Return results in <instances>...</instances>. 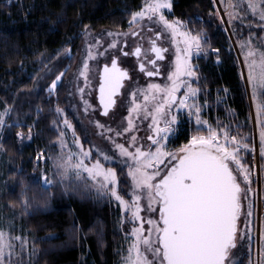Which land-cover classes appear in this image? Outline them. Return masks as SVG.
<instances>
[{
  "label": "trees",
  "instance_id": "trees-1",
  "mask_svg": "<svg viewBox=\"0 0 264 264\" xmlns=\"http://www.w3.org/2000/svg\"><path fill=\"white\" fill-rule=\"evenodd\" d=\"M143 4L144 0H0V111L8 113L0 133V227L19 238L15 249L21 264L122 261L130 238L120 205L95 193L86 180L54 179L43 185L40 163L34 158L39 150L47 153L55 147L59 131L53 123L62 118L68 119L86 144L65 85L67 77L87 32L121 30ZM171 4L166 17L182 21L187 31L200 35L207 49L192 58L197 77L192 85L199 90L195 102L206 123L197 125L195 116L180 114L167 146L183 148L193 136H207L209 128L218 129V120L226 117L228 127L239 129L248 145L242 163L251 167V112L255 131L258 123L264 128V115L249 101L236 36L245 40L253 31L259 36L264 31L231 21V31L226 32L214 0H171ZM57 76L61 80L52 89ZM233 123H238L236 128ZM26 131L31 133L29 140L18 138L17 133ZM259 162L262 164L261 156ZM109 166L116 172L118 193L127 198L128 178L123 167ZM260 169L264 195V167Z\"/></svg>",
  "mask_w": 264,
  "mask_h": 264
},
{
  "label": "snow or ice",
  "instance_id": "snow-or-ice-1",
  "mask_svg": "<svg viewBox=\"0 0 264 264\" xmlns=\"http://www.w3.org/2000/svg\"><path fill=\"white\" fill-rule=\"evenodd\" d=\"M239 6V5H237ZM171 0H144V7L141 11L132 15L130 25L145 17L153 24L162 26L164 32L170 34L173 43L179 44L178 37H183L184 48H176V60L174 71L166 78L171 82V86L161 87L158 83H151L146 89H138L132 93L134 100L143 95L145 107L143 116H140L141 105L136 104L129 112L127 127L123 132L116 135L130 134L137 125L134 123L133 115L136 118L150 119L149 125L152 135L147 137L151 142L147 146H137V137L130 135L128 143L134 146V151H129L123 144L116 143L115 148L119 155L130 161L127 175L131 178L132 199L126 201L118 193L116 185L118 183L116 172L113 168L105 169L99 161L91 166L85 164V160L90 157V152L82 149L77 153H69L83 157L77 159L72 165L76 173H86L96 183L93 185L98 193L113 197L119 205L126 211L131 212L130 222L139 223L138 227L130 230L132 242L128 248V255L124 258V264H229L230 253L236 247L235 239L238 231V219L241 214V197H247L249 189L241 188L238 176L244 172L243 180L248 182L249 174L241 165L240 150L247 148V144H241L236 136H229L228 131L222 133L225 138L224 143H218L217 131L208 129L209 136H193L190 142L180 149L178 153H167L163 151L166 146L163 141L169 138L175 131L177 116L169 113L176 108L178 111H187L189 116H195V123L202 125L206 123L200 119L201 106L195 101L199 90L192 88L190 82L196 77V72L189 63L188 57L199 55L204 49L201 47V37L181 32L183 24L179 20L168 21L163 15L164 10H170ZM228 7L233 5L229 0ZM245 12H252L259 17L261 31H264V0H248ZM230 16L240 19L238 13L229 12ZM137 35V32L130 33ZM111 35V33H109ZM159 33H157V37ZM252 37L242 41L240 47L249 49L246 59L248 61L247 79L250 83L253 95L260 98L258 104L260 114L264 115V51L252 49ZM151 52L156 59L147 61L152 66L151 70L141 63L139 70L148 77L160 75L157 62L164 60L166 48L157 47L153 40ZM115 48L113 43L109 46ZM183 51L185 56L179 53ZM218 55V50H215ZM103 53H101L102 55ZM127 56L129 53L124 52ZM134 55H141V48L135 49ZM89 60L96 59L91 54ZM84 71L80 72L86 80L90 71L88 63L83 64ZM128 78V72L118 67L116 59L111 60V66L104 65L99 81V102L103 105V115H108L109 109L115 105V96L119 94L122 81ZM61 80L57 76L52 82L51 88L55 89ZM182 88L187 89L184 96L177 99L176 93ZM83 93V89H80ZM147 93H152L151 100L154 112L149 111L147 103L150 97ZM163 94L161 99L157 94ZM87 105V102H85ZM60 110L57 109V112ZM161 123L163 126H161ZM4 120L0 117V125ZM67 127H71L67 120L64 121ZM103 128V125L97 123ZM108 131H111L110 129ZM18 138L24 139L22 133H17ZM30 138V137H29ZM232 142V149L229 150L227 144ZM73 143H76L74 140ZM261 152L264 154V132L261 133ZM61 149L67 147L63 140V133L60 134ZM145 147L147 150H145ZM155 148V151H152ZM62 152L57 168L69 167L63 160ZM167 157V163H165ZM103 159L108 160L107 155ZM160 165H164L163 168ZM233 165L235 167H233ZM151 170V171H149ZM45 184H50L46 178ZM146 198V210L158 212V219H143L140 215L142 209L141 199ZM158 207H153V205ZM248 216H251V206H249ZM149 225L147 234L143 225ZM17 237H11L3 230H0V264H21L20 257L16 256L15 241ZM21 241V247H23Z\"/></svg>",
  "mask_w": 264,
  "mask_h": 264
},
{
  "label": "rangeland",
  "instance_id": "rangeland-1",
  "mask_svg": "<svg viewBox=\"0 0 264 264\" xmlns=\"http://www.w3.org/2000/svg\"><path fill=\"white\" fill-rule=\"evenodd\" d=\"M235 1L230 0L233 7L229 8L228 7L229 0H214L215 8L217 10V15L221 21L223 29L226 32L228 28L230 30L231 21L232 22L233 21L234 22H238V21L245 22L246 24H250L247 26L254 28V30L261 28L258 16L253 15V13L250 11L248 12L243 11V9H247L248 7V0H235ZM257 4H259V0H257ZM143 7H144V4L136 12L141 11ZM167 11L169 10H164L163 15L168 21L171 22V21L177 20V19L169 20L166 17ZM220 11H222L223 16H221ZM229 12L238 13L241 18L237 19L235 16H230ZM249 13H251L252 15L251 14L249 15ZM132 15L133 13L131 14L130 21L132 20ZM248 17H251V22ZM130 21L127 22L128 26L126 27V30L124 31L104 29L96 33H90V32L86 33L85 42L83 44L82 51L79 55L77 63L74 66L72 74H70L67 77V80L65 82L66 88L68 89V92L70 95L72 108L85 134L86 144L83 145L81 143L79 137L74 132L73 125L70 124V122L68 123L71 125V127H67L64 124V121L68 120L67 118L65 119L62 118L60 120V123L58 121H55V123H53L54 127L56 124L55 128L56 129L58 128L57 130L59 131L58 137L54 140L55 147H53V149L47 153L43 152L42 150H39L36 153L35 158H34L36 161L35 162L36 164L40 163L39 178L41 182L43 183V185L45 186L49 185V184H45L44 182L45 178L50 182H52V180L54 179H58V180L66 181V182H69L70 180H73V179L86 180L88 181L89 187L92 188V190L95 193H98L96 188L93 186L96 183V181H93L90 177L87 176L86 173L82 172L78 175L76 173V170L72 167V165H74L77 162V159H83V157H78L76 155H69V153L75 154L81 149L83 151L90 152V157L85 160L86 165L91 166L96 161H99L102 164V166L105 169H107V168H112L109 165L116 164L120 167H123L124 173L127 175L129 171L128 164L131 162L130 161L126 162L125 158L119 155L118 150L115 148V144L116 143L123 144L126 148L129 149V151H134V146L128 143V139L130 135H135L137 137V142H138L137 146L144 147V146L151 144V142L147 140V137L153 134L149 128V125L151 124V120L143 119V118H136V114L133 115L134 123L137 125L136 129L130 134H124L120 136L116 135L117 132H123V129L127 127V119L129 118V112L132 107H135L136 104L141 105L140 116L141 117L143 116L144 107H145V101L143 99V95H141L139 98H136L134 100V98L132 97V93L140 89V88H135V87L140 86L141 83L144 81V79H141L139 76H137L135 77L134 81H129V82L126 81L124 84L125 87H124L123 94L117 97L114 108L108 112V115L105 116L100 112V106L97 103V99H96V86L98 82V73H99L100 65L102 64V62L109 60L112 54H115L118 57H120L119 48L121 45V39L123 36L126 35V33L130 35V33L133 30H135L137 27L142 28L144 31L147 25L148 26L151 25L153 32H156V31L160 32V37H161L160 43L167 46L168 51L166 52V55L168 58L166 59V61L162 62V66L164 67L163 74L160 76V78L147 79L145 81L147 85L146 88L151 83H158L161 85V87H164L165 85L171 86V82L168 81L166 77L175 70L174 65H175V60H176V55H177L176 48L177 46H179L181 49L184 48V44H183L184 38L178 37L177 39L179 41V44L177 45V43L172 42L170 34L164 32L161 25L153 24L152 22L148 21L146 17L143 20H138L136 23L131 24V25H130ZM182 24H183V27L180 28L181 32H186L191 35H198V34H192L189 31H187L185 24L183 22ZM153 32L150 33L149 36H151ZM109 33H111V35H109ZM249 37H252V41H251L252 49H259L261 51H264V33H262V35L259 36L256 34V31H253V33H251L250 35H247L245 40H242L241 37L236 36V41L240 49V54L237 51L238 53L237 58L239 61L240 70L242 68L241 75L243 78V74H244L243 81L247 88L249 101L251 99L250 101L251 106H255L256 110H258L259 109L258 104L260 102V99L258 97V94L253 95L252 87L247 79L249 68H248V61L246 59V56H247L249 49L247 48L242 49L240 47L241 42L248 40ZM113 43L116 44V47L110 48L109 46ZM145 46L147 45L145 44ZM201 47L204 49L203 52L207 50L203 46L202 37H201ZM101 53L103 54L101 55ZM90 54L92 56H95L96 59L89 60L88 56ZM179 54L182 57L186 55V53H184L183 51H181ZM193 57H195V55H191L188 57L189 63L191 64L192 67H194V63L192 62ZM84 63H88L89 69H90V71L88 72L87 80L83 76H80V72L84 71L83 69ZM194 79L196 78H193L192 80ZM192 80L190 82V86L192 88H196L195 86L192 85ZM127 88H129V90H127ZM80 89H83V93H81ZM186 91L187 89L182 88L179 92H177L176 93L177 99L182 98ZM251 93H252V97H251ZM147 94L150 97V100L147 103V108L149 111L154 112L153 105L156 102L151 100L152 93H147ZM157 95L161 99L163 98L162 93L157 94ZM85 102H87V105L85 104ZM188 102L190 104L196 103L193 100H189ZM182 113L187 114V117L189 118L192 117V116H189L187 111H183V110L178 111L176 108H174L169 113V116L176 115L178 119L179 115ZM7 116H8V113L6 110L0 111V117H2L4 120V124L0 125V133L2 131V128L6 124ZM251 117L253 119L252 128L254 127L252 131L253 136H252L251 152L255 149V144H256L257 151H258V158L260 160V156H261V159H262V164L261 162H259V171L262 177V171L260 167H264V154H262L261 152V148H262L261 133L264 132V128H261L260 123H258L259 129L255 131L253 112H251ZM97 123L100 125H103V128L98 127ZM237 125L238 123L237 124L233 123V127L236 128ZM161 126H163L162 123H161ZM218 126H219L218 129H213L214 131H217L218 133V141H217L218 143L225 142V138L222 135V133L226 129L229 133V136H236L238 142H240L241 144H246V142L243 140L241 136L239 129H236L234 131L233 128L228 127V123L226 122V117L218 120ZM109 129L111 131H108ZM20 133L23 134L24 140H29L31 138V133L29 131H26L25 133L23 132H20ZM61 133H63V140H64V143L67 145V147L64 149H61V146H60V134ZM209 134L210 133H208V135L207 136L205 135L204 137L207 138ZM70 137H74L72 141ZM74 140L76 141V143H73ZM162 143L166 145L163 148V151L167 153H178L181 149V148L176 149V150L170 149L167 146V140L163 141ZM227 146L229 147V150L232 149L233 145L230 140ZM145 150H147L146 147H145ZM243 150L245 152V150L247 151V148H243ZM152 151H155V148H152ZM62 152L64 153L63 160L66 161L67 164L69 165L66 171L64 169L57 168V164L60 162L59 158L61 157ZM244 152L242 153L240 150L239 155L241 158V165L243 169L247 170L249 174V180L248 182H245L243 180L244 172H241L240 175L238 176V182H240L242 190L249 189V191L247 193V197H244V196L241 197V214H240V217L237 223L238 231H237V236L235 239L236 247L230 253L231 259L229 261V264H264V208L259 209V207L257 206L259 201H261L264 207V195L262 194L261 179L260 177L258 178L257 174L254 173L253 166L251 165V167H246L242 163ZM105 155L109 157L108 160L103 159V156ZM164 159H165V163H167L168 162L167 157H165ZM160 167L163 168L164 165H160ZM233 167L235 166L233 165ZM127 178H128V188L126 191L127 198L125 197H122V198L126 201L131 202V199L133 198L131 195L132 181L128 175H127ZM114 187H116L117 189V184L114 185ZM110 198L113 201H115V203L119 204L113 197H110ZM140 206L142 209L140 215L143 219L145 220L149 218L153 220L158 219V212H149L146 210V206H147L146 198L142 197L140 201ZM249 206H251V213H252L250 217L247 214L249 210ZM153 207H158V206L154 204ZM121 210L123 214V225L125 229L127 230V234L129 235V238H130V235H131L130 230L133 227H138L139 223L130 222V216H131L130 211H126L122 207H121ZM257 221H258V227H257ZM143 227L145 230V234H147V229L149 228V225L144 224ZM0 230H2L1 227H0ZM4 232L8 234V232L6 231ZM132 239L134 238H130L129 245L127 249L125 250L124 256L120 264H124V258L128 255V248L132 242ZM16 256L18 257L17 253H16ZM14 261L16 262L15 258H14Z\"/></svg>",
  "mask_w": 264,
  "mask_h": 264
},
{
  "label": "flooded vegetation",
  "instance_id": "flooded-vegetation-1",
  "mask_svg": "<svg viewBox=\"0 0 264 264\" xmlns=\"http://www.w3.org/2000/svg\"><path fill=\"white\" fill-rule=\"evenodd\" d=\"M126 27L121 29V30H123V31L126 30ZM134 31L137 32L138 34L137 35H131V34L129 35L128 33H126V35L122 37L121 45L119 48L120 49L119 50L120 57H118L115 54H112L109 60L102 62V64L100 65V69H99V73H98V82H97V86H96V99H97V103L100 106V112L102 114H103V105H101L99 102V95H100L99 94V81H100V76L102 75L104 65H108L110 67L112 59L117 60L118 67L120 69L128 72V78H126L124 81H122V87L119 90V94L114 97L115 101L117 100V97H119L120 95L123 94L124 87H125L124 84L126 81H128V82L134 81L135 77L139 76L141 79H144V81L141 83L140 86H137L135 88L145 89L147 86L145 81L147 79H149V78H160V76L163 74L164 67L162 66V62L166 61V59L168 58L166 55L167 51L163 53L165 59L157 62V67L160 70L159 76L148 77L145 75V73H143L139 70V66L141 63H145V67L149 68L150 70L152 68V66L150 64H148L147 61L156 59L155 54L151 52V47H152L151 42L153 40L156 41L155 46L167 49V46L160 43V38H161L160 32H157V31L153 32L151 25L150 26L147 25V27L144 31L140 27H137L132 32H134ZM152 32H153V34L151 36H149V34ZM157 33H159L158 37H157ZM145 44L147 46H145ZM137 47L141 48V55L139 57L134 55L135 49ZM124 52L129 53V55H127V56L123 55ZM127 90H129V88H127ZM114 106H112L109 109V111L112 110L114 108Z\"/></svg>",
  "mask_w": 264,
  "mask_h": 264
},
{
  "label": "built area",
  "instance_id": "built-area-1",
  "mask_svg": "<svg viewBox=\"0 0 264 264\" xmlns=\"http://www.w3.org/2000/svg\"><path fill=\"white\" fill-rule=\"evenodd\" d=\"M241 152L243 153L244 150L243 148L241 149ZM251 163L254 169V173L257 174L258 178L260 177V171H259V158H258V151H257V146L255 144V149L251 152ZM259 209H263V204L261 201L257 204Z\"/></svg>",
  "mask_w": 264,
  "mask_h": 264
},
{
  "label": "water",
  "instance_id": "water-1",
  "mask_svg": "<svg viewBox=\"0 0 264 264\" xmlns=\"http://www.w3.org/2000/svg\"><path fill=\"white\" fill-rule=\"evenodd\" d=\"M220 13H221V16H223L222 15V11H220ZM223 18V17H222ZM233 42V41H232ZM236 54H237V56H238V53H237V51H236ZM241 70H242V68H241ZM243 80H244V74H243ZM259 215V214H258ZM238 223V222H237ZM257 227H258V221H257Z\"/></svg>",
  "mask_w": 264,
  "mask_h": 264
}]
</instances>
